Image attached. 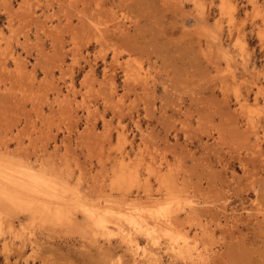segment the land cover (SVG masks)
<instances>
[{"label": "rangeland", "instance_id": "1", "mask_svg": "<svg viewBox=\"0 0 264 264\" xmlns=\"http://www.w3.org/2000/svg\"><path fill=\"white\" fill-rule=\"evenodd\" d=\"M0 159L118 208L121 163L130 198L162 176L190 249L151 264H264V0H0ZM11 221L0 264H91Z\"/></svg>", "mask_w": 264, "mask_h": 264}, {"label": "bare ground", "instance_id": "2", "mask_svg": "<svg viewBox=\"0 0 264 264\" xmlns=\"http://www.w3.org/2000/svg\"><path fill=\"white\" fill-rule=\"evenodd\" d=\"M236 41L244 47L243 41ZM126 153L121 152L123 159L128 158ZM122 165L111 184L125 187L121 199L128 205L118 208L108 196L86 202L88 198L50 170H33L20 163L0 159V229L3 226L12 234L18 233L11 219L27 216V225L32 227L37 244L43 241L39 237L41 235L47 239L52 238V233L77 235L86 243L84 255L91 264H151V261L156 262L153 251H158L162 241L167 245L164 251L170 262L187 258L185 253L190 249L189 242L186 232L178 229L180 215L173 207L177 203L173 184L162 176L157 178V191L162 188L163 194L162 198H157L152 190L155 185H150L146 179V197L132 195L130 198L127 187L135 178ZM148 171L152 178L157 176L155 167H149ZM143 173L146 174L145 171ZM77 213L82 216L80 221ZM184 214L188 213L184 211ZM113 235H116L115 241H112ZM48 240L42 243H50ZM119 247L121 252L117 250ZM201 256L198 254L197 257L204 260Z\"/></svg>", "mask_w": 264, "mask_h": 264}]
</instances>
